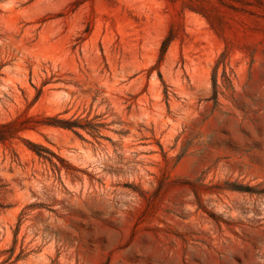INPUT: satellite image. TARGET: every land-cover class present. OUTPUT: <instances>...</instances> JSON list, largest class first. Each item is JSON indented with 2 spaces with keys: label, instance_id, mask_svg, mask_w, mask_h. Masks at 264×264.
<instances>
[{
  "label": "rangeland",
  "instance_id": "obj_1",
  "mask_svg": "<svg viewBox=\"0 0 264 264\" xmlns=\"http://www.w3.org/2000/svg\"><path fill=\"white\" fill-rule=\"evenodd\" d=\"M14 122L0 264H264V0H0Z\"/></svg>",
  "mask_w": 264,
  "mask_h": 264
},
{
  "label": "trees",
  "instance_id": "obj_2",
  "mask_svg": "<svg viewBox=\"0 0 264 264\" xmlns=\"http://www.w3.org/2000/svg\"><path fill=\"white\" fill-rule=\"evenodd\" d=\"M54 126H59L64 129L76 131L77 129L84 130L86 132H89L90 130L98 131L96 129V124H92L90 121L83 125L80 123L79 120H57ZM99 126V125H97ZM20 130H26V127L20 128V125L17 122L0 125V143L6 142L9 138L13 137L16 132H19ZM32 150L39 156V157H45V153L51 154L46 148L39 145L31 144ZM47 158V157H45ZM49 161L52 163L53 166L56 167V165L52 162L51 159Z\"/></svg>",
  "mask_w": 264,
  "mask_h": 264
}]
</instances>
